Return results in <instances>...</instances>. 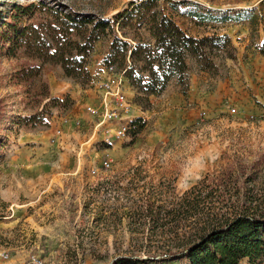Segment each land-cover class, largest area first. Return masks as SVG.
<instances>
[{
    "label": "rangeland",
    "instance_id": "374dc122",
    "mask_svg": "<svg viewBox=\"0 0 264 264\" xmlns=\"http://www.w3.org/2000/svg\"><path fill=\"white\" fill-rule=\"evenodd\" d=\"M134 1L0 0V26L30 3L40 32L68 14L114 24ZM190 1L203 7L172 10L176 23L196 37L226 34L233 58L219 51L211 70L189 58L187 93L173 79L150 107L135 105L136 125L108 145L86 128L95 120L85 105L98 103L99 82L122 71L104 64L111 35L88 54L86 81L22 48L0 56V249L11 261L36 254L44 264H111L183 248L238 214L264 219V56L256 48L264 35L243 11L261 0ZM33 64L37 76L15 77Z\"/></svg>",
    "mask_w": 264,
    "mask_h": 264
},
{
    "label": "trees",
    "instance_id": "16d2710c",
    "mask_svg": "<svg viewBox=\"0 0 264 264\" xmlns=\"http://www.w3.org/2000/svg\"><path fill=\"white\" fill-rule=\"evenodd\" d=\"M180 6L203 7L190 0H138L131 2L114 24L108 19H78L68 14L59 26L58 22H49L40 32L37 24L31 22L38 6L16 5L4 21L6 27L0 26V56L5 51L22 48L31 57L60 64L66 76L86 81L89 79L87 56L94 43L109 34L112 42L104 64L121 69L120 75L135 90L133 103L148 108L150 98L161 95L173 79L181 93H187L189 58L195 59L201 69L211 70L216 68L214 54L222 51L229 58L234 56L226 34L196 37L183 30L172 16V10ZM243 11L250 14L247 19L251 31L261 30L264 35V0L257 7ZM24 18L30 19L27 24H22ZM142 29L151 39L142 36ZM256 48L264 56V39ZM40 70L38 64L29 65L19 69L15 77L29 79ZM56 101L57 98L49 97V105ZM2 117L0 111V120ZM137 120H130L129 130ZM243 260L249 264L264 263V219L260 216L238 214L211 227L183 248L145 258L120 257L111 264H240Z\"/></svg>",
    "mask_w": 264,
    "mask_h": 264
},
{
    "label": "built area",
    "instance_id": "2783aa9c",
    "mask_svg": "<svg viewBox=\"0 0 264 264\" xmlns=\"http://www.w3.org/2000/svg\"><path fill=\"white\" fill-rule=\"evenodd\" d=\"M124 78L119 75L109 77L98 84V103L86 104V113L92 117L94 127L101 134V142L108 145L113 140H120L126 136L129 130V122L132 119L133 101L127 94ZM74 124L79 125L76 120ZM54 137H61V130L56 129ZM102 166H110L109 151L105 150ZM0 264H44L43 260L36 254H29L20 261H11L10 254L0 249Z\"/></svg>",
    "mask_w": 264,
    "mask_h": 264
},
{
    "label": "crops",
    "instance_id": "0c3cea01",
    "mask_svg": "<svg viewBox=\"0 0 264 264\" xmlns=\"http://www.w3.org/2000/svg\"><path fill=\"white\" fill-rule=\"evenodd\" d=\"M131 90L129 89V87L127 86V94L130 98L131 95ZM155 98L158 97V96H154ZM132 100V99H131ZM133 106L135 107V104L133 103ZM86 128H90V130L92 131L93 134H97V135H100V132H98V129L96 130V128L94 127V124L93 122L91 123V120L88 121L87 125H86ZM100 137V136H99Z\"/></svg>",
    "mask_w": 264,
    "mask_h": 264
}]
</instances>
